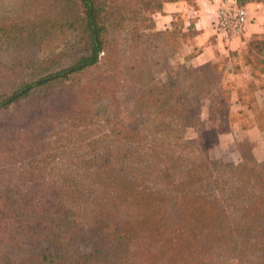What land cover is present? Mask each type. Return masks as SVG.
<instances>
[{
  "label": "trees",
  "instance_id": "obj_1",
  "mask_svg": "<svg viewBox=\"0 0 264 264\" xmlns=\"http://www.w3.org/2000/svg\"><path fill=\"white\" fill-rule=\"evenodd\" d=\"M167 1L25 0L0 17V109L34 102L0 130V264H264V160L186 137L212 89L171 65L183 32L151 29ZM248 43L264 76V37ZM125 106L146 120L123 125Z\"/></svg>",
  "mask_w": 264,
  "mask_h": 264
},
{
  "label": "rangeland",
  "instance_id": "obj_2",
  "mask_svg": "<svg viewBox=\"0 0 264 264\" xmlns=\"http://www.w3.org/2000/svg\"><path fill=\"white\" fill-rule=\"evenodd\" d=\"M185 1L191 4V6L194 5V0ZM24 2L25 0H0V17L7 13L14 14L15 12L29 14L27 6H25ZM167 2H165L164 5ZM231 7L242 6H238L235 3V5H225L221 8L227 9ZM163 9L162 11H151L149 15L155 21L159 13H162L164 11ZM186 19L187 14L185 16L184 13L177 12L174 14L171 26L166 27L169 29L176 28L178 31L183 32V35L181 37V45L177 49H174L176 50V55L170 63L174 66H177V64L180 63L184 65L182 78L186 83H190L193 80H199L204 85V87H211L212 89V95L203 100V104L200 105L199 109L193 111V113L198 115L199 118L195 120L194 126L188 127L186 129V137L192 139L200 135L202 137L201 147L208 153L211 158H223L228 162H240L242 160L244 145L241 144H243L247 140L253 145L254 151H256L257 153L260 152L258 154V157L255 156L257 160H264V139L261 142L257 140L252 141L248 137L241 136L242 134L240 135V133H235L237 129L236 125L246 124L250 119L249 115L251 112L246 108H254L256 110L252 111V114L255 115V119H264V108H260V106L256 103V100L259 97L255 93L256 86L252 85L251 80L249 78L247 79V77H245V75L243 74L239 77L233 75V71L231 70V68H229V65L227 63L229 58L234 56V53L231 52L227 54L222 53V55H219V60L213 62V64L209 62L205 64V67L203 65L194 67L192 64L190 65L186 63L184 61L185 55L193 57L200 50V46L195 44L196 37H192L195 34V31L193 29L184 30L188 27ZM215 26L220 30L232 32L218 27L217 20ZM166 28L158 29L156 27V23L154 22V26L151 29L153 31H161ZM209 65L211 66L210 68L207 67ZM192 68L194 70H192ZM200 68H203L204 73L202 70H200ZM163 70L164 69L161 66L156 75L160 78L166 79L167 74H165ZM255 84L258 83L256 82ZM223 97L226 98L227 104H223L220 101ZM239 101L241 105H237ZM239 106H242V108H239ZM30 107H34V102H25L22 105L18 106L8 105L0 109V130L2 129V126L5 125L8 121L16 120L15 118L20 116V113H17L18 110L22 111ZM86 107L87 104L84 106V108ZM95 110L98 114L103 115L111 111V105L107 101H101L96 104ZM127 110L128 106H125L121 109V111L123 112L122 114H120V117L122 116L121 123L123 125L136 127L139 126L142 121L146 120V115L141 114V112L138 111H135L133 113L134 119H132V121H128L127 119L125 120L123 118V115L127 113ZM9 164H7L6 162L2 163L0 165V169H3L5 172L9 169ZM53 165L56 167V169L53 170L54 173L63 170L64 165H62L60 162L57 161ZM48 172L50 173L51 171L48 170Z\"/></svg>",
  "mask_w": 264,
  "mask_h": 264
},
{
  "label": "crops",
  "instance_id": "obj_3",
  "mask_svg": "<svg viewBox=\"0 0 264 264\" xmlns=\"http://www.w3.org/2000/svg\"><path fill=\"white\" fill-rule=\"evenodd\" d=\"M235 3V0H194V5L191 6L185 0L170 1L164 5V12L156 17V27L158 29L170 27L174 14L177 12L184 13L185 16L187 14L186 21L190 17L194 18V27L198 33L195 44L200 46V50L191 58L190 63L198 67L219 60V55L222 53L236 52L227 62L229 68L233 71V75L239 77L243 74L251 80V84L256 86L255 93L259 96L256 103L263 108L264 76L256 67L255 60L243 54L249 52L250 39L264 37V4L250 1L244 5L247 10V22L242 32L235 34L216 28L219 8L225 5H235ZM256 82L258 84H255ZM237 105H241L240 101ZM246 109L251 112L250 119L246 124L236 125L235 133H240L241 136L248 137L252 141L261 142L264 139V125L252 114V111H256L254 108ZM255 152V156L258 157L260 152Z\"/></svg>",
  "mask_w": 264,
  "mask_h": 264
},
{
  "label": "built area",
  "instance_id": "obj_4",
  "mask_svg": "<svg viewBox=\"0 0 264 264\" xmlns=\"http://www.w3.org/2000/svg\"><path fill=\"white\" fill-rule=\"evenodd\" d=\"M247 19V10L242 7L221 8L217 15V25L232 32H241Z\"/></svg>",
  "mask_w": 264,
  "mask_h": 264
}]
</instances>
